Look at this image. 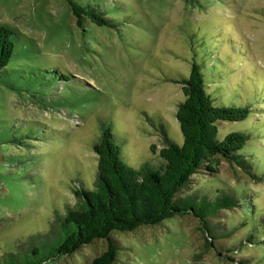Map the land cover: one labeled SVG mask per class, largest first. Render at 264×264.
Instances as JSON below:
<instances>
[{"label": "rangeland", "instance_id": "374dc122", "mask_svg": "<svg viewBox=\"0 0 264 264\" xmlns=\"http://www.w3.org/2000/svg\"><path fill=\"white\" fill-rule=\"evenodd\" d=\"M79 1L105 11L109 23L79 27L65 0H0V24L14 32L13 55L0 71V257L28 237L52 238L55 212L78 204L73 189L94 186L92 146L103 123L124 162L160 165L161 126L183 140L176 80L188 76L192 60L215 104L250 106L244 120L217 122L218 136L250 130L242 153L264 175V0ZM217 167L194 174L180 194L239 199L242 192L241 203L255 208L221 210L217 235L226 234L215 246L264 264V236L239 246L251 222L264 226V177L223 159ZM199 226L193 214H179L116 232L122 249L113 264H235L206 246ZM103 249L96 239L51 264H90Z\"/></svg>", "mask_w": 264, "mask_h": 264}, {"label": "trees", "instance_id": "16d2710c", "mask_svg": "<svg viewBox=\"0 0 264 264\" xmlns=\"http://www.w3.org/2000/svg\"><path fill=\"white\" fill-rule=\"evenodd\" d=\"M65 2L79 27L86 20L99 26L110 21L105 11L94 5L79 0ZM13 33L12 28L0 24V71L13 55ZM176 81L181 83L184 96L175 112L183 140L181 143L171 140L161 126L164 145L158 150L160 165L144 163L132 167L124 162L110 125L103 123L101 134L92 146L97 157L94 186L73 189L78 204L67 206L62 215L55 212L56 232L52 238L42 239V234L36 240L28 237L24 243L6 251L0 257V264H51L62 257H71L96 239L105 243V249L90 264H113L122 249L114 233L156 225L179 214H193L198 219L206 246L218 255L235 264H252L249 259L232 254L237 247L227 246L222 251L218 244L217 248L215 239L226 234L217 235L216 216L221 210L238 204L243 209L255 208L253 202L244 206L240 201L242 192L239 199L234 192H222L213 198L206 194H180L194 174L216 172L220 159L253 179L264 177L258 166L242 153L250 139V130H233L222 138L218 136L217 122L244 120L251 113L250 106L215 104L196 60L191 61L188 76ZM151 149L155 151L154 145ZM250 224L252 227L239 246L257 242L260 234L264 236L263 225Z\"/></svg>", "mask_w": 264, "mask_h": 264}]
</instances>
